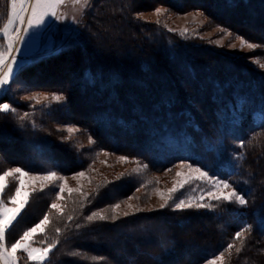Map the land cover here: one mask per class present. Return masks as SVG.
<instances>
[{"label": "trees", "instance_id": "16d2710c", "mask_svg": "<svg viewBox=\"0 0 264 264\" xmlns=\"http://www.w3.org/2000/svg\"><path fill=\"white\" fill-rule=\"evenodd\" d=\"M160 6L175 15L205 13L207 27L219 25L258 45L249 56L264 63V0H90L77 38L13 77L11 85L64 99L46 110L27 100L11 102L16 112L0 113V170L70 174L86 169L97 149L107 150L156 171L189 161L231 178L249 203L154 208L89 222L96 211L107 209L111 217L110 206L140 179L101 180L87 198L70 195L63 216L38 193L6 240L15 241L48 214L52 223L36 238L59 243L46 264H201L230 242L242 250H231L230 257L225 252V264H264V68L136 16ZM4 7L0 0V12ZM58 124L81 131L64 139ZM248 225L241 245L234 234Z\"/></svg>", "mask_w": 264, "mask_h": 264}, {"label": "snow or ice", "instance_id": "6c2138e0", "mask_svg": "<svg viewBox=\"0 0 264 264\" xmlns=\"http://www.w3.org/2000/svg\"><path fill=\"white\" fill-rule=\"evenodd\" d=\"M4 3V11L0 12V89H3L12 79L14 66L17 63L14 53L20 52V48L16 46L18 42L23 41L25 36L29 37L30 43L39 39L41 26L51 27L52 22L47 19L48 17H54L56 20L67 19V16L60 12L62 6L71 3L74 6L79 5L81 8H85L89 5V0H4ZM154 11L157 16H160L162 12L167 10L157 7ZM195 15L205 16V20L200 22L201 25L209 19L203 12H197ZM136 16L137 18H142L143 14L137 13ZM155 22L160 23L159 20ZM217 28L226 36L233 35L229 30L219 25ZM169 30L177 31L176 29ZM179 31L181 35H185L189 32V29L185 27ZM235 39L239 40L241 48L246 46L248 49L254 50L258 47V45L250 43L242 36L236 35ZM215 43L223 46V37L216 40ZM229 47L235 48L236 45L229 44ZM254 62L257 63L259 67L264 68V63H261L259 58ZM27 99L34 100L36 103H42L43 101L49 100V95L44 94L41 96V94H33L28 96ZM50 99L52 101L61 102L64 97L59 94H51ZM8 112L15 113L16 109L9 103H0V113ZM27 116L28 113H24L20 119L23 120ZM77 131H79V129L75 127H68L67 132L70 135L64 137V139H70L71 134ZM89 143H94L91 137H89ZM240 143L241 146H243L244 142L241 141ZM119 160L127 161L128 157L120 156ZM183 166L182 162L181 168ZM142 167H147V165L141 166L138 164L137 168H134L132 171L139 172ZM168 171H171V169H168ZM77 175L83 177L85 173L80 172ZM120 175L124 174L121 173ZM61 180H64V178L58 176L55 171H48L44 175H31L28 171L20 167L0 170V264H26L27 261L36 262V264H46L49 260L50 254L53 249L56 248L59 240L56 239L47 242L46 238L45 240L39 241V244L43 245L47 243V246H36L37 235L45 234L46 229L52 223L48 214H45L39 223L23 231V234L10 245L6 243V233L28 205L32 193L38 190L43 191L45 187L53 186L57 181ZM201 180L207 181L209 184L213 185L212 189L207 191L206 196L209 201H216L218 202L217 204L206 202L205 195H190L184 199H180L176 196V193L184 189L185 186ZM37 184H39V189L35 187ZM10 188L12 191L9 193L8 189ZM65 190L71 194L72 192H79L80 188H68L67 182L64 181V183L59 185V191L56 193L57 201L64 199L61 193ZM156 194L163 201V203L159 205V208L173 207L175 210L181 211L192 208L215 209L219 206L220 202L235 203L241 206H247L249 203L245 195L238 192L228 181L210 176L207 171L199 167L193 168L192 165H188V172L177 171L176 179H174L172 187L163 191L157 188ZM82 195L85 198L89 196L88 193H82ZM131 199L132 197H129V200ZM136 199H139V197ZM82 206L83 205H81V207ZM127 207L131 211H126L118 215L117 210L120 209V204L116 203L110 206V210L113 213L111 217L107 215L108 210L105 209L92 212L91 215L86 217V220L89 222L108 219L116 220L120 218V215L126 217L134 215L136 212L144 211V209L131 203H128ZM50 208L55 209L60 216L64 215V206L60 203L53 202ZM149 210L151 211L152 209ZM67 219L71 221L73 217L69 215ZM77 227H79V225H77ZM250 231V225L241 228L239 231L235 232L234 240L241 241V245H243L246 240V234L250 233ZM55 232L60 233L61 229L56 227ZM233 249L236 253L242 250L241 247H236L234 243L230 242L224 252H220L218 255L214 254L213 258L207 260V264H225V252H228L230 257L231 250Z\"/></svg>", "mask_w": 264, "mask_h": 264}, {"label": "rangeland", "instance_id": "374dc122", "mask_svg": "<svg viewBox=\"0 0 264 264\" xmlns=\"http://www.w3.org/2000/svg\"><path fill=\"white\" fill-rule=\"evenodd\" d=\"M160 8L166 9L167 11L162 12L160 16L156 15L154 11L155 9L142 12L143 14L142 19L149 20L152 22L159 20L160 23L158 24L167 28L168 30L176 29L177 30L176 32L178 33H180L179 30L187 27L189 29V32L187 34L197 35L199 36V38L205 39L208 43L221 48L223 51H226L229 54L237 55V56L246 55L247 62L252 63L254 65H258L254 61L259 57L249 56L250 53L255 49L254 50L248 49L246 46L241 48L239 40L235 39L236 35H234L230 30L229 31L233 35L226 36L219 31L217 26L207 27L206 26L207 21H205L203 25H201L200 22L205 20V16L195 15L197 12H201V11H192V12L175 15L171 13L166 7L160 6ZM85 9L86 7L81 8V6L79 5L74 6L71 3L62 6L60 8V12L65 14L67 16V19L56 20L54 17H48L47 19L52 22L51 27L41 26V33L39 39L34 40L30 43L29 37L25 36L23 41L18 42L16 46L20 48V52L14 53L17 59V63L14 66L12 79L21 68L34 63L44 54L65 49V47L70 42L76 39L79 32V28L77 27V24L81 20V17ZM222 37H223V46L215 43L216 40H219ZM229 44H235L236 47L235 48L229 47ZM259 60L261 63H263V61L260 58ZM12 79L9 81L7 85L3 87V89H0V97L2 94L6 93L7 99L10 102L4 101L0 103L12 104L11 102H18V101L23 102L24 100H27V101H31L32 104L38 105L44 110L51 108L56 103V101H52L50 99V96L51 94H57V93H51L41 90L26 91L22 89L21 86H19L18 84L11 85ZM33 94H41V96L47 94L49 95V100L43 101L42 103H36L34 100H28L27 97ZM61 102H63V100ZM62 113H65L64 110L62 111ZM68 127H75L79 129V131H77L76 133L81 131L80 127L71 124H63V125L58 124L55 125L54 128L64 131V133H67V136H69L70 134L67 132ZM76 133L71 134V137H73V135H76ZM239 146L241 147V143H239ZM120 156H125V155L109 152L107 150L97 149L95 153L92 154L91 160H89L88 167L84 170H80L78 172H74L70 174H64L52 170L55 171L58 176L63 177L64 180L57 181L56 184L53 186L45 187L43 191L38 190L35 193H32L29 200H31L36 194L42 193L43 196H47L51 199V204L53 202H57L60 203L62 206H65L67 199L70 197V195L85 193L88 189L93 188L95 183L101 180L102 181L106 179L118 180L120 178L125 180L132 177L140 179L139 186L131 194L116 202L120 204V209L117 210V214L119 215L122 214L123 212L131 211L127 207L128 203L136 205L144 210L159 208V205L163 203V201L156 194V189L159 188L163 191L172 187V183L174 179H176V172L177 171L188 172V165H192L193 168L199 167L204 171H207L201 166L191 163L189 161H179L175 165H173L172 168H170L171 171L168 170L156 171V170H150L147 167H142L141 171L133 172L132 170L134 168H137L138 164L141 166L146 164L140 162L139 159L137 158L129 157V156H126L128 157L127 161H121L119 160ZM238 156L240 157L241 155ZM182 162L184 166L181 168ZM15 167H19V166H7L3 168V170H7L9 168H15ZM28 172L31 175H37V174L44 175L48 171L45 172L28 171ZM80 172H84L85 175L83 177H79L77 174ZM207 172L209 173L210 176H214L220 180L228 181L233 187L236 188V183L233 182L231 178H225L220 175H214L209 171ZM121 173H123L124 175H120ZM64 181L67 182L68 188H72V189L80 188V191L72 192L71 194H69L67 190H65L63 193H61L64 199L57 201L56 193L59 191V185L61 183H64ZM35 187L39 189V184H37ZM212 187L213 185L209 184L207 181H203V180L195 181L191 185H187L185 186L184 189H181L178 193H176V196L179 197L180 199H184L190 195H194V196L205 195V201L212 203L214 201H209L208 197L206 196L207 191L211 190ZM11 191H12L11 188L8 189L9 193ZM129 197H132V199L129 200ZM137 197H139V199H136ZM26 208L27 206L25 207V209ZM25 209L22 211V213L26 211ZM37 223H39V221ZM22 234L23 232L21 233V235ZM36 241H37L36 246L38 247L47 246V244H43V245L39 244V241H41L40 239L36 238ZM6 243L10 245L12 243L11 239L6 240ZM211 258H213V256ZM28 262L31 261H27L26 263ZM201 264H207V260Z\"/></svg>", "mask_w": 264, "mask_h": 264}]
</instances>
